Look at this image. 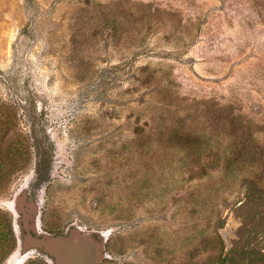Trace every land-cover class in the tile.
I'll return each instance as SVG.
<instances>
[{
  "label": "rangeland",
  "instance_id": "obj_1",
  "mask_svg": "<svg viewBox=\"0 0 264 264\" xmlns=\"http://www.w3.org/2000/svg\"><path fill=\"white\" fill-rule=\"evenodd\" d=\"M0 169L99 264H264V0H0Z\"/></svg>",
  "mask_w": 264,
  "mask_h": 264
},
{
  "label": "water",
  "instance_id": "obj_2",
  "mask_svg": "<svg viewBox=\"0 0 264 264\" xmlns=\"http://www.w3.org/2000/svg\"><path fill=\"white\" fill-rule=\"evenodd\" d=\"M39 197H37V201ZM9 210L13 213L12 228L16 233H19V220L23 222L25 228L33 231V228L38 227V205L34 201L26 203L23 207L21 197H15L10 200ZM27 212V213H25ZM21 214L18 217V214ZM97 235L98 241L92 238V234ZM105 232L96 230L80 231L77 227L70 228L64 235H43L39 238L25 236L19 246L22 247L21 252L17 253V257L21 258L26 254L28 248L37 247L54 259V264H64V260L70 257L76 260H83V264H98L103 254L104 238H100ZM75 253V255H73ZM65 258V259H64ZM76 264H81L77 262Z\"/></svg>",
  "mask_w": 264,
  "mask_h": 264
},
{
  "label": "flooded vegetation",
  "instance_id": "obj_3",
  "mask_svg": "<svg viewBox=\"0 0 264 264\" xmlns=\"http://www.w3.org/2000/svg\"><path fill=\"white\" fill-rule=\"evenodd\" d=\"M38 173V172H37ZM40 190V189H39ZM37 191H38V189H37ZM38 194V193H37ZM36 194V195H37ZM15 197H21V199L23 200V207H24V205L26 204V203H29V202H31V201H34L35 202V204H36V206L38 205V202H37V197L35 196V197H28L27 196V189H25V187L24 188H22L20 191H18L17 193H15L14 195H13V197L11 198V200L13 199V198H15ZM9 209V208H8ZM11 212V211H10ZM25 213H27V212H25ZM21 216V214L19 213L18 214V217H20ZM12 222H13V213L11 212V224H12ZM18 227H19V233H16L15 232V230H13V234L15 233V235H16V239H15V245H14V248H13V250L11 251V253L13 252L14 254H16L15 256H16V259H17V253H19V252H21V250H22V247H20L19 246V244H18V242H20L21 241V243H22V241H23V238L25 237V236H28V235H30L31 237H37V238H39L40 236H42V233H43V235L45 234V235H50V236H56V235H64V234H66L67 233V231L70 229V228H72V227H77L80 231H86V230H90V229H85V228H82V227H80V226H77V225H74V226H72V227H69L68 229H66L65 231H51V230H48V229H44V228H41V226H40V224H38V227H36V228H33V231L31 230V229H29V228H25L24 227V225H23V222L22 221H20L19 220V225H18ZM13 229V228H12ZM92 236V238H94L96 241H98V239H97V235L96 234H92L91 235ZM100 238H104L105 239V237H104V234L103 235H100ZM27 253L26 254H24L22 257H21V259H23L24 257H28V255L29 254H31V253H36V254H38V255H40L41 256V259L45 262V263H47V264H54V259L52 258V257H50L49 255H47L45 252H43L41 249H39V248H37V247H32V248H28L27 249V251H26ZM10 253V254H11ZM9 254V255H10ZM73 255H75V253H73ZM103 255V254H102ZM8 257V256H7ZM25 258V259H26ZM24 259V260H25ZM41 259H36V260H34V262H39ZM65 259V258H64ZM5 260V259H4ZM21 260H19L18 261V263L17 264H21L23 261H21ZM64 264H76L77 262H81V264H83L84 263V261L83 260H76V259H74V258H72L71 257V253H70V257L68 256V258L67 259H65L64 260ZM44 264V263H43ZM87 264V263H86ZM99 264V263H98Z\"/></svg>",
  "mask_w": 264,
  "mask_h": 264
},
{
  "label": "trees",
  "instance_id": "obj_4",
  "mask_svg": "<svg viewBox=\"0 0 264 264\" xmlns=\"http://www.w3.org/2000/svg\"><path fill=\"white\" fill-rule=\"evenodd\" d=\"M41 162L42 163L46 162L45 158L42 159ZM14 245H15V239L13 235V229H12L10 217H8L7 214H5L4 212L0 211V263L4 259H6V257L11 253V251L14 248ZM249 252H250L249 249L247 248L244 249L245 254H249ZM263 254H261V256H264ZM220 257H219L220 260L222 259V264H232L233 262L232 255L227 254L224 256H220ZM244 264H251V261L249 260V258L245 259Z\"/></svg>",
  "mask_w": 264,
  "mask_h": 264
}]
</instances>
